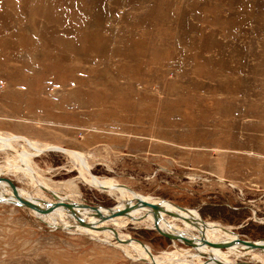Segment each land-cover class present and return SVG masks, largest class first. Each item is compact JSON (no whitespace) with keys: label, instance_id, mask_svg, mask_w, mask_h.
<instances>
[{"label":"rangeland","instance_id":"rangeland-1","mask_svg":"<svg viewBox=\"0 0 264 264\" xmlns=\"http://www.w3.org/2000/svg\"><path fill=\"white\" fill-rule=\"evenodd\" d=\"M2 134L78 151L98 178L264 240V0H0ZM30 161L61 196L119 203L86 186L71 155ZM60 219L0 202V264H148L112 241L200 256L132 222L87 234Z\"/></svg>","mask_w":264,"mask_h":264},{"label":"bare ground","instance_id":"bare-ground-1","mask_svg":"<svg viewBox=\"0 0 264 264\" xmlns=\"http://www.w3.org/2000/svg\"><path fill=\"white\" fill-rule=\"evenodd\" d=\"M2 135H6L7 137ZM2 135H0V150L1 152H4L7 157L5 158L3 164H0V174L11 175L16 177L17 179L26 178L33 181V189H37V192L33 190L27 193L23 189H19L15 186L13 187L15 188V191L19 194V196H22L25 199H30L36 204H38L37 202L46 203L41 197V192H43V190L46 191L50 195V197H52L51 199L47 200L48 203L64 204V202H67V204L64 205L76 209L79 212V216L82 218L83 223L88 224L87 226L78 224L73 216H71L67 212H63L60 209L46 211L47 213L50 212L61 217V219L67 221L68 224H72L79 232L89 234L91 232L90 227L91 225H93V223L104 224V222L108 220H113L114 224V221L118 219L122 221L120 223H117V226L119 228L125 227V225H128L130 222H132V224L136 226H144L146 227V229L154 228L152 226V219L148 208L136 209L128 213L127 216L114 217L111 219H107L104 222H99L98 220H96V218L91 217L92 215H94L92 211L82 208L86 205L77 200L79 199L77 198V191L72 192L69 195L66 194L65 196H61V193H59L58 191V186L53 185L52 187L51 185L42 182L43 180L40 181L37 178L38 175L35 172V169L30 163V159L32 156L38 155L40 151L45 148H52V151L50 152H58L71 155L73 159L77 161L76 166L80 173L79 178L86 184V186L88 185L89 187L97 191L103 192L119 202L115 208H121L123 206V203L135 198L149 204H156V206L158 207V210H156V215L159 219L158 228L166 233L176 234L178 236H181L185 240H189L192 243L189 246H193L200 255L197 258V262L186 261L185 257H189L190 253L183 249H175V251L170 253L163 252L160 255H153L151 254L149 248L145 247L147 249V252H145L144 247L142 248L141 246H139L137 242H131V244L129 245H123V243L112 241L114 244L121 246L124 251H126L127 247L135 249L134 254L140 256V258L146 261L148 264H170L167 262L170 260L172 261V259H177L174 257L175 255L183 259L181 260L183 261V263L181 264H238L237 261L239 260H248L251 263L264 264V247L259 249L247 248L243 246L240 243L241 241L235 234H233L229 230V228L214 222H204L195 209L177 207L163 200L158 201L149 197L144 198L134 193L127 186L116 185L107 179L98 178L90 174V167L84 160V157L78 151L64 149L55 145H41L38 142L32 140L30 141L25 137H10L9 134ZM28 162L30 163V165L28 164ZM0 198L15 201V196H13L11 191L4 183H0ZM100 210L101 213H104L106 211L105 209L101 208ZM46 211L44 212V214L46 213ZM54 217L55 215H53L52 219H54ZM178 222L181 223V225H179ZM52 223L54 222L52 221ZM95 225L94 227H96ZM91 236L93 237V234ZM236 240L238 241V243L235 242ZM204 242H207L209 244L231 243L232 245L224 247H211L206 245ZM173 243L175 244V242ZM256 243L262 244L264 246V240ZM223 250H225V252H223ZM202 259H206L208 262H205Z\"/></svg>","mask_w":264,"mask_h":264},{"label":"water","instance_id":"water-1","mask_svg":"<svg viewBox=\"0 0 264 264\" xmlns=\"http://www.w3.org/2000/svg\"><path fill=\"white\" fill-rule=\"evenodd\" d=\"M46 151L47 152L52 151V148L51 149L45 148V149L41 150L40 153L46 152ZM0 183H4L7 186V188L11 191L13 196H15V201L0 198V202H2V203H10V204H13L16 206H23V207L31 208L33 210H38V212H41V213H44L46 210L60 209L63 212H67L68 214L73 216V218L78 222V224H82L84 226L88 225L87 223H83V220L79 216V212L76 209H73L69 206H66L63 203L37 202L38 204H36L30 199H25L22 196H19V194L15 191V188L12 186V184L9 181H5L3 179H0ZM115 207L116 206L112 207V209L111 208H105L106 211L104 213H101V210L99 207L83 206L82 208L92 211L94 213V215H92L91 217L96 218V220H98L99 222H104L105 220L111 219L114 217L127 216L128 213H130L131 211L136 210V209L148 208V211H150V215H151V219H152V226L158 234H160L161 236H163L166 239L178 240L181 243L183 242V244H186V245L192 244L189 240H185L181 236H178L176 234L166 233V232H164L158 228L159 219L156 215V210H158V207L156 206V204H149V203L140 201L139 199L135 198V199H132L130 201H126L125 203H123V206L121 208H115ZM77 209H79V208H77ZM87 219H89V218H87ZM235 242L238 243L237 240ZM204 243L208 246H211V247H224V246L232 245L231 243H228V244L227 243L226 244H209L207 242H204ZM240 243L247 248H259L260 249V248L264 247L262 244H257V243H254L252 241H241ZM137 244L139 246H141L142 248L144 247L145 252H147V249L145 248V246L143 244H141L139 242H137ZM151 264H154V263H151ZM218 264H220V263H218Z\"/></svg>","mask_w":264,"mask_h":264}]
</instances>
